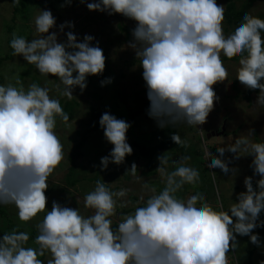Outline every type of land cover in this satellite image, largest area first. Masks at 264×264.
I'll return each instance as SVG.
<instances>
[{
	"label": "clouds",
	"instance_id": "clouds-1",
	"mask_svg": "<svg viewBox=\"0 0 264 264\" xmlns=\"http://www.w3.org/2000/svg\"><path fill=\"white\" fill-rule=\"evenodd\" d=\"M14 2L19 4L20 0ZM81 3L91 11L120 13L123 19L116 18L122 23L124 16L137 22L128 46L135 50L143 68L150 101L148 115L159 127L206 122L217 95L213 86L228 74L221 53L239 56L236 79L248 88L259 89L256 104L264 105V19L259 16L245 11L226 34L224 5L217 0ZM34 23L39 35L31 40L13 34V55H22L42 75L59 78L65 86L62 95L70 99L77 86L82 91L87 88L89 75L104 72L106 57L99 42L92 44L94 36L86 34L80 42L69 31L67 40L59 41L58 33L50 32L57 26L56 17L47 9L40 10ZM65 27H74V23L65 21L60 31ZM111 82L109 77L101 85ZM49 93L50 89L35 83L27 90L22 85L0 84V205L14 204L19 219L25 222L48 210L36 225L38 248L26 246L30 239L26 232L14 229L0 237V264H45L39 257L46 252L51 253L47 264H227L226 254L235 247L237 234L250 235L253 244H260L253 229L264 226V221L257 223L264 210V142H254L248 136L238 137L226 147L218 146L219 155L210 156V149H204L213 172L215 168L230 171V160L222 158L226 151L238 155L243 151L254 157L251 166L260 178L254 186L253 177H245L246 191L240 192L227 209L201 199L203 192L177 198L174 194L185 183H195L199 172L182 163L168 173L163 166L166 158L161 155L158 170L166 178L164 189L149 196L133 213L119 214L115 229L110 219L116 214L115 198L124 197L127 190L114 192L101 181L84 196V206L94 210L92 215L84 216L79 207L56 201L49 210L48 177L63 160V145L55 132L56 117L69 120L59 99ZM99 124L106 140L114 145L109 155L101 157L106 174L110 163L119 165L133 153L127 138L131 125L109 112L101 116ZM249 133L254 135L253 130ZM171 139L184 143L178 133ZM178 157L172 152L169 159L173 167L181 163ZM136 170L133 163L128 172L135 174ZM126 178L129 180L130 175Z\"/></svg>",
	"mask_w": 264,
	"mask_h": 264
},
{
	"label": "rangeland",
	"instance_id": "rangeland-1",
	"mask_svg": "<svg viewBox=\"0 0 264 264\" xmlns=\"http://www.w3.org/2000/svg\"><path fill=\"white\" fill-rule=\"evenodd\" d=\"M48 2H52L55 7L47 5ZM87 2L90 3L93 0H87ZM43 3H45L44 6L41 5ZM217 3L224 5L225 9L227 1L217 0ZM30 5L33 7V10L31 11V18L27 22L33 31L29 40L39 35L36 32L34 23L36 15L39 14L41 9H47L51 10L54 17H56L57 26L50 29V32H57L59 41H66L67 32L69 31L76 34L80 42L83 41L86 34L92 35L95 37L92 44L95 46L99 42V46L103 49L106 57L104 70L106 77H103L102 74L89 75L87 78V88L82 91L77 86L73 90V96L69 99L67 96L61 94L65 86L59 78L51 74L50 76L42 75L22 55H12L11 58H7L8 55L13 53V49L10 47L13 34H20V30L23 29L22 27L20 29V24L22 22L26 23V21H23L20 16H16L17 18L14 21L15 11L13 3L11 0H0V75L3 80L2 84L11 83L18 88L22 85L27 90L31 84H37L35 79L37 78L39 81L38 85L50 89V96L59 99L63 104L62 107L68 101L75 105L72 112L73 115L67 122L61 120L59 116L56 117L55 132L63 145V160L48 177L49 186L46 190L48 198L47 207L50 210L53 201H56L63 206L79 207L80 213L84 216L92 215L94 210L84 206V196L95 189L96 186H92L93 184L101 181L114 192H118L121 189L127 190L124 197L115 198L116 214L110 217L113 227L120 222L119 214L123 213L127 215L133 213L137 207L144 205L149 196L159 193L164 189L166 178L158 170L160 166L158 157L161 155L165 156L167 163L163 166L168 173L178 168L175 167L176 165L173 167L169 161L172 152L160 150L155 156V175L151 177L142 176L141 173L145 168H142L138 174L128 172L133 163L139 164L138 166H142L143 164V161L137 156L139 149L135 145L136 139L142 144L153 146L159 144L162 140H166L168 136L166 129L159 127L156 120L146 115L147 113L137 117V119H131L129 116L130 110L135 109L137 106L135 98L138 93L148 99L146 82L142 76L143 68L140 66L139 59L136 58L135 50L128 46L129 41L133 39L132 30L130 33L122 30L119 27L120 21L118 18L113 16L107 17V12L91 11L80 0H71L70 4L67 3V0H32ZM250 12L264 19V0H257ZM65 21L73 22L74 27H65L64 31L61 32L59 26ZM124 22L128 28L132 29L137 23L125 16ZM10 25H15L13 32L7 27ZM233 26L234 24L223 22L226 34L231 32ZM128 34H131V37H128ZM225 58L226 56L221 53V59L228 70V74L224 80L217 82L213 86L217 95L214 100V107L209 113L206 122L199 126L186 123L179 129V135L184 142L198 143L200 140L199 147L203 150L205 147L210 149V156L219 155L216 151L218 146L226 147L227 145H231L238 137L248 136L254 142H264V105L256 104L258 98L256 89H253L250 95L251 99H249L247 91L250 88L236 79V69L239 66V60H228ZM27 71H30V74L22 77L21 75ZM109 77L112 78V82L102 86L101 81ZM17 81L20 83H17ZM94 93L104 94L105 97L103 99L96 98ZM91 107L96 109V112L100 114L96 122L100 121L101 116L105 112H109L117 118L124 119L130 123L131 127L127 132V138L133 148V153L126 156L125 161L119 165L110 163L107 175L104 176L105 173L98 174L97 172L96 174L98 175L94 181L82 180L70 190L64 187L65 182L62 179L67 174L70 166L69 154L73 147L81 140L82 134L90 123L92 117ZM249 130H253L254 135H251ZM219 131L222 133L211 138L208 137L209 133ZM113 147L114 145L106 140L104 131H93L90 134L88 143L83 148L85 158L84 160H79L78 168L84 173L82 175L92 176L97 169H101V157L109 155ZM178 158L177 161H180ZM222 158L227 162L230 160V171L224 173L220 168H215V175L218 177L215 191L217 192L218 199L211 204L215 206L219 203L227 209L231 204L235 203L240 192L246 191L244 184L245 177L252 176L253 183L255 184L260 177L254 173L251 166L254 158L252 155H246L243 151L239 155L226 151ZM204 159L205 166L209 169L207 176L214 178V172L212 171L214 168L209 166L206 156ZM188 166L194 168L191 163H188ZM127 174L130 175L129 180L126 178ZM152 190L155 191L153 192ZM188 192L184 198L196 194L192 189ZM131 195L136 196V201H132ZM142 197L143 199H141ZM77 198L79 199V204ZM47 211L45 209V211L38 213L31 221L25 222L19 219L18 209L14 204L0 205V232H3L0 233V237L4 233L11 232L14 229L28 234L34 230L39 231L36 225L43 220ZM260 221L259 215L258 225ZM253 233L261 234L260 244L257 245L254 254L255 264H261V261H264V227H256L253 229ZM244 236L237 234L235 247L230 248L226 254L227 264H237L233 259L239 261L240 264H249V257L247 255L249 253V242ZM26 246L39 247L35 243V239L27 242ZM39 258L47 264V260L51 258V253L46 252L44 256Z\"/></svg>",
	"mask_w": 264,
	"mask_h": 264
},
{
	"label": "trees",
	"instance_id": "trees-1",
	"mask_svg": "<svg viewBox=\"0 0 264 264\" xmlns=\"http://www.w3.org/2000/svg\"><path fill=\"white\" fill-rule=\"evenodd\" d=\"M81 1V0H80ZM227 4L225 7V19L223 22H227L228 24H235L237 23L241 17L242 14L247 11L250 14H252L251 9L253 7V5L255 4V2L257 0H226ZM11 2L13 3V8H14V14L15 17L13 18V20L15 21V19L17 17H21L23 21H26V23L22 22V24H20V29L21 27L23 28L20 34H17L19 36H23L27 39H29L31 37V33H32V28L30 27V25L28 24V20L31 18L32 15V10L33 7L30 5V2H32V0H20L19 4H16L14 2V0H11ZM34 3V2H33ZM41 5H45V3L41 4ZM49 6L55 7V5L52 2H48ZM55 9V8H54ZM253 15V14H252ZM17 16V17H16ZM257 16V15H256ZM8 29L13 32L15 30V25H10L7 26ZM119 27L124 30L127 31L128 33H130V31L132 30V28H128V26L124 23H122L120 21L119 23ZM128 37H131V34H128ZM13 55V53L11 55H8L7 58H11ZM225 59L228 60H239V56L237 55H233L232 57H226ZM30 71L25 72L24 74H22L21 76L24 77L25 75H29ZM103 77H106V74L103 72L102 73ZM35 78V77H34ZM36 79V83L39 84V81L37 78ZM3 80H2V76L0 75V84H2ZM257 93L259 94V89H256ZM253 92V89H249L247 91V97L249 99L251 93ZM94 96L96 98H101L103 99V97H105L104 94H99V93H94ZM98 99V100H101ZM135 102H136V108L130 110L129 112V116L131 119H137V117L142 116L144 114L148 115V109L150 107V101L148 99H146L145 97H143L140 93H138L136 95L135 98ZM61 106L63 105L62 102ZM74 103L68 101L64 106V112L67 113L69 115V118L72 117L73 115V110H74ZM91 111H92V117L90 119V123L88 124L87 129L85 130V132L82 134L81 140L73 147L72 151L69 154V162H70V166L68 168V172L65 175V177L62 179L63 182H65V188H69L70 190H72L75 185L77 183H79L82 180H89V181H94L96 177H88L87 175H82L84 174L80 168H78V164H79V160L84 158L85 154H84V147L85 145L88 143L89 138H90V134L93 131H103V129L100 127L99 122H96V120L98 119V117L100 116V114L98 112H96V109L91 107ZM122 113V112H121ZM149 116V115H148ZM61 119V117H59ZM62 120V119H61ZM186 123L185 122H179L175 125H169L166 129V132L168 134L167 139L166 140H162L159 142V144L153 145V146H148L145 144L140 143V141H138L137 139L135 140V145L136 147L139 149V152L137 154V156L141 159V161H143L142 166H138L137 164V170L135 172V174H138L139 171L143 168H145V170L142 171L141 175L145 176V177H151L153 175L156 174V170H155V156L157 155V153L160 150H169L172 151L173 154H178L180 157V164L177 165V167H180L181 164H186L188 165V163H191L192 166H194V169H197L199 172V177L197 179V181L195 183H185L174 195L177 198H184L189 192L190 189H192L196 194H199L201 192L204 193L203 197H201V199L208 201L209 203H214L216 202V200L218 199L217 196V192L215 191V185L217 184L218 181V177L216 178H211L208 177L207 174L209 169L206 168L205 166V151L199 147V143H189V142H184L181 138V140L184 142L182 144H176L172 139L171 136L173 133H178L179 134V129L180 127L184 126ZM184 157H191V159L189 160H183ZM170 162L172 161V159H169ZM190 161V162H188ZM173 162V161H172ZM207 172V173H206ZM215 172V171H214ZM105 170L101 169L98 171V174H104ZM205 174H206V178H205ZM129 178V175L126 176ZM254 186L256 185L255 183H253ZM106 185V184H105ZM96 186V184L94 185ZM107 187V185H106ZM131 199L132 201H136V196L131 195ZM4 211V210H1ZM260 219L261 221H264V210L261 211L260 213ZM118 225H114L113 229H115ZM264 227V226H263ZM3 233V232H0ZM39 234V231L34 230L32 231V233L29 234L30 239L29 241H31L32 239H35L37 237V235ZM258 234V233H255ZM259 236V240L261 241V234H258ZM244 238L247 239V241L249 242V246H248V250L249 253H247L248 257H249V264H255V259H254V254H255V250L257 248L258 244H253L250 240V236L249 235H245ZM28 241V242H29ZM235 261V263L240 264L239 261H236L235 259H233Z\"/></svg>",
	"mask_w": 264,
	"mask_h": 264
},
{
	"label": "water",
	"instance_id": "water-1",
	"mask_svg": "<svg viewBox=\"0 0 264 264\" xmlns=\"http://www.w3.org/2000/svg\"><path fill=\"white\" fill-rule=\"evenodd\" d=\"M109 16L118 17L120 20L123 19L122 14H120V13H115V14H111V15H110V14L107 12V17H109ZM221 133H222V132H221ZM217 135H219V134H217L216 132H212L211 134H208V137L211 138L212 136H217ZM220 135H221V134H220Z\"/></svg>",
	"mask_w": 264,
	"mask_h": 264
},
{
	"label": "crops",
	"instance_id": "crops-1",
	"mask_svg": "<svg viewBox=\"0 0 264 264\" xmlns=\"http://www.w3.org/2000/svg\"><path fill=\"white\" fill-rule=\"evenodd\" d=\"M113 174H115V173H113ZM94 175H95V174H93L92 176H88V177H94ZM105 175H107V174H104V176H105Z\"/></svg>",
	"mask_w": 264,
	"mask_h": 264
},
{
	"label": "flooded vegetation",
	"instance_id": "flooded-vegetation-1",
	"mask_svg": "<svg viewBox=\"0 0 264 264\" xmlns=\"http://www.w3.org/2000/svg\"><path fill=\"white\" fill-rule=\"evenodd\" d=\"M221 131H219V133H220Z\"/></svg>",
	"mask_w": 264,
	"mask_h": 264
}]
</instances>
